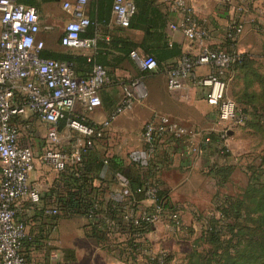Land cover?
<instances>
[{"label":"built area","instance_id":"1","mask_svg":"<svg viewBox=\"0 0 264 264\" xmlns=\"http://www.w3.org/2000/svg\"><path fill=\"white\" fill-rule=\"evenodd\" d=\"M90 0L64 2L62 9L70 18L63 27L60 45L75 50H90L95 39H84L81 34L90 25L85 7ZM227 7L232 16L222 31L221 45L214 48L208 42L211 37L208 19L199 17L190 0H172L168 12L175 16L169 25L172 32H180L191 42L197 53L184 54L175 63L166 65L164 74L169 93H180L184 101L199 96L215 109L216 141L213 133L191 132L166 115L153 113L141 129L142 166L147 176L135 192L129 182L120 175L113 177L114 190L105 196V205L92 198L85 212L87 224L95 228V233L106 237H123L143 226L153 227L166 223L169 232L181 229L180 208L172 205L166 208V201L160 198L163 187L150 171V167L161 145L166 142L182 147L183 158L205 155L211 149L219 154L225 151V142L234 129L242 127L248 117L228 96L226 74L231 67L243 60V54L236 52L235 45L243 34L244 27L240 12L243 7L237 0H214ZM135 14L131 0H112L111 20L121 28H127ZM40 32V18L32 6L18 4L15 0H0V264H28L23 253L24 243L29 240L26 225L17 216L16 207L20 203L36 205L40 202V192L30 182L35 159L31 144L21 141V133L32 130L29 123L35 118L45 126V139L49 145L40 155L42 164L50 167L58 175L71 166L75 176L83 173L81 159L95 145L107 136L112 122L130 112L137 99L144 98L139 90L140 82L133 81L123 87L121 100L109 116L97 123H88L84 116H78L75 108L89 112L101 105L99 89L110 83L105 67L93 61L89 74L80 77L69 62L43 58V41L37 39ZM129 58L142 73L152 74L158 70V63L151 55L129 52ZM207 66L209 72L200 75L197 70ZM71 138L69 152L59 149L60 121ZM28 137L33 138L30 133ZM106 165L108 162L104 160ZM135 194L142 197L135 202ZM42 215L54 218L60 215L58 206L42 208ZM138 233V232H137ZM138 235V234H137ZM136 261L144 248L135 244ZM112 253L119 247L110 245ZM148 258L152 264H168V254L148 248Z\"/></svg>","mask_w":264,"mask_h":264},{"label":"crops","instance_id":"2","mask_svg":"<svg viewBox=\"0 0 264 264\" xmlns=\"http://www.w3.org/2000/svg\"><path fill=\"white\" fill-rule=\"evenodd\" d=\"M15 1L24 6H32L37 10L40 18V32L37 34V39L44 43L42 52L55 56L72 55L77 57L73 61V65L76 74L80 77L89 74L90 64L86 61L88 57L106 68L110 83L99 89L101 105L89 112L80 107L75 108L76 115L84 116L88 123L97 124L105 120L121 100L123 87L133 81L138 80L140 82L139 90L144 94V98L137 99L130 112L115 119L105 139L95 142L93 149L84 155L92 154L100 157L103 154L105 159L101 157L100 159L108 160V163L104 164L99 171L94 170L89 174L93 186L102 184V187L106 188L104 197L114 190L112 180L117 175L116 169L112 167L109 159L121 164L122 168L129 167L135 171L140 176V180L147 176L149 171H146L140 160L142 148L140 137L142 126L153 113L166 115L191 132L200 133L208 128L215 132L218 129L216 116L213 117L211 114L214 109L207 105L202 98L197 96L191 101H184L180 93H169L166 88L164 68L178 60L177 57H171V55L177 51L182 55L197 53L195 46L186 40L182 33L172 32L169 29V25L175 21V16L168 12V3L172 0H148L144 3L136 0V3L142 4L140 9L147 14L143 17L134 14L130 26L127 28L117 27L112 23V0H90L85 7V14L90 20V25L81 34L84 39H95V45L90 50H75L60 45L63 27L70 18L63 11L62 4L72 0ZM131 1L135 3V0ZM190 1L196 14L209 21L211 31L209 46L214 48L221 45L222 31L231 18L232 12L214 0ZM253 11L259 12L257 9ZM132 50L140 55H151L159 60L158 70L152 74H143L129 58V52ZM235 50L252 62V68L258 74L264 75V67H256V63L264 59V28L253 23H244V31L235 45ZM197 72L204 75L209 72V68L207 66L200 67ZM243 74L244 72L239 70L229 73L232 81L241 83L239 91H243L244 88ZM158 79L160 80L159 85L156 81ZM36 122L38 121L35 118H31L29 123L34 126ZM66 133L63 127L60 144L63 145L64 151L69 152V141L65 136ZM230 135L232 133H229ZM24 140V132L22 131L21 141L24 142ZM32 149L35 167L30 176V182L39 190L40 202L36 205L20 203L16 207L17 216L24 221L29 237L23 248L28 263L130 264L122 260L123 258H119V250L118 255L113 254L110 246L109 250L103 249L97 246L93 239L87 238L84 231L87 221L84 218L66 216L53 219L42 215V208L56 206V198L59 196L57 193L62 190L60 187L56 188L57 173L39 160L42 152H40L37 143ZM180 153H184L182 147L166 142L161 145L158 155L153 161V173L168 195L173 189L171 183H199L194 174L200 176L199 168H205L201 164V161L202 163L206 162L205 159H197L196 161L191 157L193 154L183 158L179 156ZM207 155L209 152L204 157ZM225 165L226 163L218 167ZM48 172L55 173V176H49ZM208 177L214 183H221L218 176L210 174ZM63 194L65 191L60 192V195ZM76 218L83 222L84 229L75 227ZM53 235H56L54 242L50 239ZM153 235L159 240L161 237L160 228L156 229V233L154 229L151 230L146 239H152ZM51 243L55 244L56 250Z\"/></svg>","mask_w":264,"mask_h":264},{"label":"trees","instance_id":"3","mask_svg":"<svg viewBox=\"0 0 264 264\" xmlns=\"http://www.w3.org/2000/svg\"><path fill=\"white\" fill-rule=\"evenodd\" d=\"M140 1L141 3L148 2V0ZM141 3H136V0L134 3L135 14L138 17H143L147 14L144 10L140 9ZM41 56L43 58L69 62L72 65L73 61L77 58L72 55L55 56L44 52L41 53ZM181 56L182 54L178 51L171 55V57H177L178 59ZM243 57L241 62L231 67L228 75L230 72H235L236 70L244 72V88L243 91H239V94L234 95L235 103H239L238 108L250 118L251 122L253 121L255 124L260 125L264 121V75L258 74L252 68V62L248 61L245 56ZM156 62L160 64L159 60H156ZM143 74L149 73L144 72ZM254 85L258 88L256 91L252 90ZM64 126V120L60 121L58 124L59 131ZM212 135L213 142H215L216 137L214 134ZM215 151L217 152V150ZM224 156H228V153H225ZM109 160L113 165L112 167L116 169L117 175L123 176L129 182L131 191L135 192L141 186L143 179L140 180V176L129 167L122 168L121 164L115 163L113 159ZM103 161L97 155L83 156L81 159L83 173L75 176L76 171L73 167L69 166L58 175V179L55 182L57 183L56 188L60 187L62 191H65V194L60 195L62 191L57 193L59 196H57L55 203L59 207L60 215L53 219L66 216L70 218H84L93 197L100 200L101 207L105 205L104 191L106 188H103L102 184L96 187L93 186L92 178L89 175L94 170L99 171L104 165ZM260 166L263 167L261 173L264 175V156ZM152 169H154V162H152L150 167L151 172L153 171ZM232 170V167L228 165L221 167L213 166L208 169V175L213 174L216 177L218 176L221 183H216V185L222 186L227 182ZM159 184H161L160 181ZM244 192V195L239 200H230L227 197L218 199L214 203L215 213L203 219L204 226L200 232V236L195 239V245L205 243V245L210 247L205 257V260L209 264H264V180H255V184L245 189ZM159 197L166 201V208L170 209L171 203L168 193L163 190L160 192ZM134 199L135 202H139L142 197L135 194ZM249 205L253 206L250 212L246 211ZM85 227L87 237L93 239L99 247L109 250V244L116 237L110 238L102 234L99 235L95 233V228L89 224L85 225ZM151 228L145 225L137 230L138 233L136 231L131 232L126 236L124 246L119 247V243H116L120 249L119 258H123L122 260L125 262L128 261L127 257H131V259L135 258L137 254L135 244L137 243L140 247L144 248L146 236L151 232ZM247 235V241L250 243L238 247L239 241L243 240ZM249 249H251V253L247 252ZM188 256L186 264H208L205 261L201 262L200 255L196 254L194 250Z\"/></svg>","mask_w":264,"mask_h":264},{"label":"rangeland","instance_id":"4","mask_svg":"<svg viewBox=\"0 0 264 264\" xmlns=\"http://www.w3.org/2000/svg\"><path fill=\"white\" fill-rule=\"evenodd\" d=\"M236 5L243 7V12L242 10L240 12L243 27L244 23L249 22L260 28H264V0H237ZM255 9L259 10V12L255 13L253 11ZM259 66L264 67V59L256 63V67L258 68ZM226 78L228 79V96L235 101L234 95L239 94L238 91L241 89V83L239 81H232L228 73L226 74ZM156 81L159 85L160 80L158 79ZM257 89L256 85L252 87V90L256 91ZM237 105L239 107V103H237ZM211 114L215 117V109ZM45 129L43 124L36 122L34 126L32 125V130L23 131L25 137L24 143H30L32 148H34V145L37 143L40 152L43 153L44 150L49 147L45 139ZM216 131H219V129H216L215 132ZM203 132L215 134L214 130H210L209 128ZM30 133L33 135V138L28 137ZM231 133L232 135L226 139V148L222 155L213 149L210 150L207 157H204V155H191L196 161L197 159L206 160V162L203 163L201 161V164L205 167L203 169L199 168L201 177L194 174L199 183H171L173 189L171 193L169 192L168 196L170 203L180 208L181 229L176 233L169 232L166 229L164 219H162V222L155 224L151 228V230L154 229L155 233L156 229L160 228V239H156L154 235L152 239H146L141 256L136 261H134V257V259L127 257V262L130 264H152L148 258V248L153 247L154 249V247H156L155 250L163 251L168 254V264H186V259L187 257L189 258L188 255L191 254L192 250L200 255L201 262L205 261L208 263L205 257L210 247L205 245V243L195 245V239L200 236V232L204 226L203 219L215 213L214 203L218 201V199L227 197L230 200H239L244 195L245 189L255 184V180H264V175L261 173L263 167L260 166L264 156V121L260 125H257L248 118L242 127L234 129ZM65 136L68 138L67 140L70 145L71 138L67 136V133ZM58 148L64 150L62 144H60ZM225 153H228V156H224ZM179 156L181 157L182 153H180ZM100 157L105 159V155L103 154ZM225 163L231 166L233 170L230 172L227 182L222 186H217L216 183L208 177V169ZM47 174L52 177L55 176V173L48 172ZM252 208L253 206L249 205L246 211L250 212ZM215 215L218 217L217 214ZM75 223V227L84 229V224H82L83 222L81 220L77 219ZM84 231L86 232V230ZM247 237L248 235L243 240L239 241L238 247L250 243L247 241ZM50 239L53 242L56 241V235L51 236ZM125 239L126 236L116 237L109 245L112 246L113 243H119V247L124 246ZM52 245V247L55 248V244ZM247 252L251 253L252 251L249 249ZM25 258H27V256H25Z\"/></svg>","mask_w":264,"mask_h":264}]
</instances>
